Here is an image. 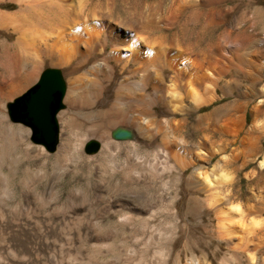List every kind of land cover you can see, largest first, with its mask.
I'll list each match as a JSON object with an SVG mask.
<instances>
[{"label": "bare ground", "instance_id": "6f19581e", "mask_svg": "<svg viewBox=\"0 0 264 264\" xmlns=\"http://www.w3.org/2000/svg\"><path fill=\"white\" fill-rule=\"evenodd\" d=\"M10 1L17 4L18 10L13 13L0 11V32L6 34L12 29V34H16L17 38L13 44H0V98L9 99L23 92L47 61L52 66L65 67L66 70L83 69L78 76H73L72 71L62 75L66 87L62 101L64 110L58 112L56 118L58 121L66 120L65 130L63 129L65 132L59 133L60 143L53 156L41 149L44 157L41 166L45 168L52 161L57 166L65 158L73 159V169L77 174L82 166L92 165L95 161L109 168L119 192L138 188L140 192L145 191L148 194L155 189L154 184L141 185L136 178L137 171L150 162L148 157L140 155V151L143 144L150 145L161 134L167 157L182 171L193 169L188 179L189 190L206 195L203 203L216 215L219 239L234 253L245 254L251 264L255 263L254 251L264 246V221L250 218L249 214L252 211L264 213V204L260 200L250 205L236 201L238 190L235 184L238 162L241 161V169L246 168L247 158L255 145L264 143L262 124L258 121L257 114L254 115L240 146L229 154L228 147L235 143V135L226 130V127L229 124L237 125L238 122L234 123L232 111L239 108L229 104L225 106L226 112L222 115L217 112L193 115L214 103L220 97L218 90L223 96L226 95L229 83L224 81L220 85L226 68H222L220 58L225 46L221 48L216 37L212 40L214 44L201 50L198 44L194 47L190 44L182 45L177 38L170 36L174 23H177L178 31L183 33L193 29L201 41L205 39L208 30H213L212 25L216 27L220 23V20H211L206 24L203 21L210 15H216L222 20L232 10L229 7L214 11L215 6L224 1L243 3V0H175L176 6L170 0L171 3L165 2L159 11L151 7L145 9L134 0L135 5L129 6L134 10L123 8L125 20L115 18V22L112 20L115 15L113 10L104 12L105 7L103 10L98 6L91 8L90 0ZM239 29L241 34L235 32L240 35L238 38L241 41V50L245 54L250 51L259 52L262 41L254 39L244 28ZM261 35L264 40V24ZM256 60L259 65L264 62L260 63V56ZM3 113L2 108L0 115ZM166 114H171L174 120L165 118ZM176 116H180V119L177 120ZM222 118L228 124H221ZM3 120L6 121V118L3 117ZM1 121L3 128L10 129L5 135H0V160L5 162L9 160V145L13 140L9 136L12 130L19 127ZM189 121L195 124L192 125ZM237 126L238 132L243 131L244 125L241 121ZM201 131L204 134L199 141L189 144L188 139L194 138ZM120 132H125L127 136L117 138ZM216 137L220 139V144ZM90 138L100 144L95 156L84 153V145ZM121 153L126 157L119 161L117 159ZM215 157H219L217 162L207 168ZM67 168L69 165L64 170ZM205 168L206 172H202ZM259 168L264 170V156L259 161ZM53 169L63 168L57 166ZM24 173L28 174L29 171ZM127 173L132 174L136 182L128 181L125 177ZM99 175L105 176L101 171ZM0 176H3L1 172ZM246 177L251 179V175ZM32 191H36L35 187ZM134 193L136 194L135 191ZM89 197L88 194L82 199L88 201ZM258 197L261 198V195ZM139 199V206L127 199H110L106 213L118 215V226L133 227L138 224L143 230L150 231L145 243L149 246L157 237L156 229L151 226L154 217L151 209L152 197L141 195ZM81 206H72L68 212L59 216V221L76 220L84 210ZM53 222L49 221L46 225L51 227ZM26 224L30 226L31 222ZM161 235H158L157 240ZM130 238L133 243L143 239L136 234ZM85 239L87 242L100 241V244L94 246L95 254L108 253L113 249L111 242L98 239L92 234L87 233ZM39 246H29L27 249L31 250L32 256L38 255ZM49 259L52 260L51 256ZM141 261L140 258L139 262ZM50 262L52 261L47 264H51ZM119 263L116 261V264ZM178 264L204 263L192 253L186 262L180 261Z\"/></svg>", "mask_w": 264, "mask_h": 264}, {"label": "rangeland", "instance_id": "374dc122", "mask_svg": "<svg viewBox=\"0 0 264 264\" xmlns=\"http://www.w3.org/2000/svg\"><path fill=\"white\" fill-rule=\"evenodd\" d=\"M133 1L90 0L89 6L91 8L98 6L102 10L105 7L107 10L104 9V12L113 10L112 12L115 15L112 20L115 22L118 20L117 18L124 21L125 13L122 11L129 8V11H133L134 8L131 9V7L135 3L142 4L143 8L151 7V9L159 11L165 5V2L168 4L170 2V0H135V3ZM172 2L174 3L175 0ZM242 2L224 1L215 6L214 11L228 9L229 7L232 10L222 20L216 15H210L207 20H204L203 23L205 24L211 20L216 22L220 20V23L216 27L212 25L213 30H208L209 32L204 33L205 39L201 41L198 40L193 29L187 32L184 31V34L182 31H178L176 29L177 23H174L170 33V36L177 38L182 45L190 44L194 47V45L198 44L201 50H204L205 47L206 49L209 48L208 45L212 43L214 44L212 40H215L216 37V41L218 40L219 44L221 43L220 47L224 48L225 46L224 50H222L224 53L221 54L220 58L222 68H226L220 85L224 81L229 83L226 88V95L223 96L222 92L218 90L217 94L220 97L214 103L203 107L193 115H207L213 112L222 115L226 112L225 106L229 104H234L236 108H239L237 111L236 109L233 110L232 115L234 123L238 122V125L241 121V124L244 125L243 131L238 132L239 126L237 125L229 124V127H226V130L228 129V131L232 132V135H235V143L228 147L229 154L240 146L256 114L258 121L262 124L261 131L264 136V40L261 35L264 24V0H243ZM125 5L127 8H125ZM174 6H176L175 3ZM17 10L18 6L14 2L10 0L0 1V11L13 13ZM115 18L116 20H114ZM239 28L241 30L244 28L243 30L252 35L254 39L262 41L259 52L251 53L250 51L245 54L244 50H241V41L239 39L241 32H238L240 31ZM228 32L230 33L228 34ZM12 33V29H9L6 34L0 32V44L3 42L8 44L15 43L17 35ZM210 33L212 34L210 35ZM198 42L201 43L199 44ZM231 50L232 52H230ZM259 56L260 63L263 62L260 65L256 64V59ZM248 60L250 62H247ZM247 64L249 65L247 66ZM47 69H59L62 75L72 71L70 69L66 70L65 67L52 66L47 61L38 71L36 78L23 92L9 99L0 98V110L3 108L4 112L0 115V121L2 120V123L6 122L12 126L19 127L12 130L13 132L9 136L13 138L11 145H9V160H5V162L0 160V172L3 175L0 176V264H47L48 261H52L50 262L51 264H116V261H119V264H178L180 261L186 262L192 253L204 264H251L245 254L234 253L224 241L219 239L216 215L208 210L203 203L206 195L189 190L188 179L193 169L189 168L182 171L172 159L167 157L162 145L161 134L150 145L143 144L140 151V155L148 157L150 162L137 171L136 178H138L137 182L141 185L154 184L155 189L148 194L145 191L140 192L138 188H130L128 192L127 189L125 192H119L117 187H115V177L111 176L109 168L95 161L92 165L82 166L77 174L74 172L75 169H73V159L68 160L65 158L63 162L60 161L59 165H57L63 168L60 170L53 169V167H57L53 161L51 165L45 168L42 167L41 163L44 157L41 149L43 148L50 156L57 152L60 143L59 133L65 132L63 129L66 120L61 119L58 121L57 119L59 141H57L54 150L50 151L42 144L32 140V130L28 125L10 119L8 106L32 89L39 81L42 73ZM82 70L72 71L73 74H71L78 76L83 72ZM63 110L64 108L59 112ZM157 110L161 111L159 108ZM2 116L6 118V121L3 120ZM164 117L167 119L173 118L171 114H166ZM176 119L179 120L180 116H176ZM224 121V118H222L221 124L226 125L227 121ZM189 122L192 125L195 124L193 121ZM7 130L10 129H5L0 124V135H5ZM203 134L201 131L194 138L188 139L189 144H196ZM183 136L186 135L183 133ZM215 139L220 144V139L218 137ZM260 145V143H257L254 150L250 153L249 158H247L248 164L246 168L241 169V161L238 162L239 170L236 173L235 187L238 190L236 201L239 203L250 205L255 204L256 202L254 203V201L260 200L264 204V170L259 168V161L264 156V143ZM99 148L100 144L90 138L86 141L83 149L85 155L95 156ZM124 157L126 155L121 153L117 160L122 161ZM218 159L219 157H215L207 168L216 163ZM66 165H69V168L65 171ZM207 168L201 171L206 172ZM27 170L29 173H24ZM100 171L105 174L104 177L99 175ZM247 175H251V179H248ZM125 177L132 183L136 182L132 174L127 173ZM98 185L102 187L100 188ZM33 187H35L36 193L32 191ZM88 194L90 195L89 200H83L82 197H86ZM141 195L143 197H152L151 206L153 207L151 209L154 217L151 221V226L156 229L157 237L155 242L149 244V246H146L145 243L150 231L143 230L138 224L133 227L118 226L116 224L118 215L111 212L106 213L110 199H127L132 204L139 206ZM259 195H261V198L258 197ZM76 204L82 205L81 208H84L80 216L76 220L59 221V216L68 212ZM249 215L250 218L253 217L259 221H264V213L252 211ZM52 220L54 222L51 227L47 226L46 224ZM19 221L22 222V225H20ZM28 221L31 222L30 226L26 224ZM87 233L96 236L98 239L111 242L113 249L108 253L99 252V255L95 254L94 246L100 244V241L87 242L85 239ZM133 234L143 239L133 243L130 238ZM160 234H162L161 238L157 240ZM37 244L40 245L38 248L40 254L38 252V255H41L42 259L38 255L32 256L31 250L27 249L29 246H38ZM28 250H30V253H28ZM251 252L253 253V250ZM44 254L45 256H43ZM254 255L255 263L253 264H264V246L255 250ZM50 256L52 260L49 259ZM140 258L142 259L141 262H139Z\"/></svg>", "mask_w": 264, "mask_h": 264}, {"label": "water", "instance_id": "95a60500", "mask_svg": "<svg viewBox=\"0 0 264 264\" xmlns=\"http://www.w3.org/2000/svg\"><path fill=\"white\" fill-rule=\"evenodd\" d=\"M65 83L59 69L45 70L37 84L19 101L21 111L16 117L12 114L11 104L8 106L10 119L28 125L33 134L32 140L53 151L57 141L59 126L56 115L63 109ZM127 134L120 132L117 138H125Z\"/></svg>", "mask_w": 264, "mask_h": 264}, {"label": "flooded vegetation", "instance_id": "af4514ba", "mask_svg": "<svg viewBox=\"0 0 264 264\" xmlns=\"http://www.w3.org/2000/svg\"><path fill=\"white\" fill-rule=\"evenodd\" d=\"M11 110H12V114H13V116L16 117L17 114L21 111L20 103H18V104H16V105L14 104V105L12 106Z\"/></svg>", "mask_w": 264, "mask_h": 264}, {"label": "trees", "instance_id": "16d2710c", "mask_svg": "<svg viewBox=\"0 0 264 264\" xmlns=\"http://www.w3.org/2000/svg\"><path fill=\"white\" fill-rule=\"evenodd\" d=\"M20 99H21V98H18V99L15 101V103H16L17 101H19ZM15 103L11 104V106L14 105Z\"/></svg>", "mask_w": 264, "mask_h": 264}]
</instances>
